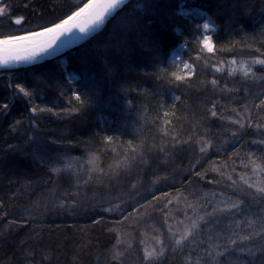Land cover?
<instances>
[{
    "label": "trees",
    "instance_id": "trees-1",
    "mask_svg": "<svg viewBox=\"0 0 264 264\" xmlns=\"http://www.w3.org/2000/svg\"><path fill=\"white\" fill-rule=\"evenodd\" d=\"M88 2L0 0V39ZM262 101L264 0H130L87 43L0 70V264H260L264 200L241 177L264 187Z\"/></svg>",
    "mask_w": 264,
    "mask_h": 264
},
{
    "label": "snow or ice",
    "instance_id": "snow-or-ice-1",
    "mask_svg": "<svg viewBox=\"0 0 264 264\" xmlns=\"http://www.w3.org/2000/svg\"><path fill=\"white\" fill-rule=\"evenodd\" d=\"M122 0H89L87 4L79 8L78 11H74L67 19H60L57 23L55 21H44L23 29L24 34H10L6 35L4 38L0 39V51L10 52L11 55L9 59L14 61L23 62H33L44 56H51L53 53L57 52L60 48L67 47L75 42L78 37H75L74 33L78 30L81 33H87L95 30L97 27L105 23L106 18L111 15L116 9L120 8ZM7 4L0 6V13H4ZM182 15H189L188 12H182ZM23 18L17 19L16 23L20 24ZM51 24V26H48ZM193 27L196 30L201 28L209 29V23L195 24ZM140 30L142 31V23L140 21L134 22L129 31ZM126 36V35H125ZM127 43L124 37H121L117 41V46H123ZM205 47H211L209 45V39L204 40ZM7 62V61H5ZM191 70V69H190ZM178 79H183V77H178ZM19 91L23 93L24 96H30L31 94L26 91L23 86L19 87ZM76 101L81 104L85 103L79 92L74 93ZM71 102V98H69ZM264 103V101H262ZM7 108V105H5ZM37 108L33 107L32 112H37ZM215 115V113H213ZM239 123V121H237ZM203 151V149H201ZM264 171V169H261ZM244 183L248 185L249 188L257 189L261 193V199L264 200V187L257 188V184H248V181L242 176ZM255 195V193H253ZM171 201H169L170 203ZM243 200L231 203L228 205L229 210H235L239 212H244L246 209L242 207ZM216 211V209H213ZM256 221H249V226ZM258 222L261 225V231L253 233V235L259 236L264 240V209L260 211ZM193 227H195V222H193ZM184 236H181V240ZM245 239H251V236L245 237ZM180 241H177L179 243ZM233 244L236 243L235 240L232 241ZM261 261L260 264H264V247H261Z\"/></svg>",
    "mask_w": 264,
    "mask_h": 264
},
{
    "label": "rangeland",
    "instance_id": "rangeland-1",
    "mask_svg": "<svg viewBox=\"0 0 264 264\" xmlns=\"http://www.w3.org/2000/svg\"><path fill=\"white\" fill-rule=\"evenodd\" d=\"M6 10L4 13H1L2 15L6 14ZM209 23V29H199L200 35L198 37L199 43L201 45V47L207 51V52H213L214 49V42H213V34L216 31V25L213 23V21L209 18V17H205L202 21V23ZM201 23V24H202ZM209 39V45L211 47V51H209L208 47H205L204 44V40L205 39ZM185 50V46L181 45L178 48H176L175 50L172 51L171 55H170V61L172 62H179L181 69L180 72L184 74V76L186 75H191L193 68L192 66L186 62L183 59V51ZM261 64L260 60H246V61H238V60H229L226 62L221 63L218 68L221 70H227L230 73L233 74H247L249 72L252 71V69ZM191 69V70H190Z\"/></svg>",
    "mask_w": 264,
    "mask_h": 264
},
{
    "label": "water",
    "instance_id": "water-1",
    "mask_svg": "<svg viewBox=\"0 0 264 264\" xmlns=\"http://www.w3.org/2000/svg\"><path fill=\"white\" fill-rule=\"evenodd\" d=\"M129 1L130 0H122L120 8L116 9V11H114L111 15H109L106 18L105 23L97 27L95 30L87 32V33H81L78 30H76L74 35L75 37H78L79 39H76L74 43H72L71 45L67 47L60 48L57 52L53 53L51 56H44L33 62H23V61H14V60L9 59V56L11 55L10 52L0 51V70L13 69V68L29 66V65L36 64V63H40L45 60L52 59L58 55L67 53L73 48L87 43L94 37L100 35L106 29V27L108 26V23L116 17L118 11ZM0 16H2L1 13H0Z\"/></svg>",
    "mask_w": 264,
    "mask_h": 264
}]
</instances>
